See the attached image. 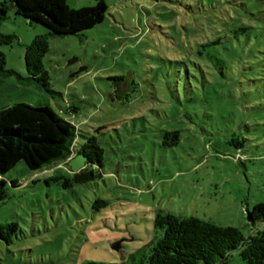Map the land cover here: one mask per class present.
Here are the masks:
<instances>
[{
	"label": "rangeland",
	"instance_id": "obj_1",
	"mask_svg": "<svg viewBox=\"0 0 264 264\" xmlns=\"http://www.w3.org/2000/svg\"><path fill=\"white\" fill-rule=\"evenodd\" d=\"M8 1L0 0V7ZM216 1L105 0L101 24L79 35L50 36L43 63L53 94L28 81L25 61L27 46L49 31L10 8L0 24V33L15 37L12 46H0V105L50 106L80 130L78 146L96 136L104 161L94 180L71 188L51 179L74 178L63 166L32 172L21 162L5 175L8 196L0 200V224L17 223L19 230L8 244L0 238L2 264L131 262V255L161 234L154 227L158 211L236 227L247 239L264 232V222L248 217L264 203V100L244 96L238 83L232 97L218 87L225 99L216 110L194 107L196 96L193 106L186 103L191 100L183 66L168 63L220 29L196 14L199 2ZM66 3L78 10L96 0ZM224 9L220 5V13ZM191 70V83L204 76L214 80L209 69ZM113 77L125 78L129 103L116 96ZM193 87L210 101L202 85ZM167 131L177 132V139ZM31 175L37 181L29 187L11 185L14 177L24 183ZM99 200L107 207L97 210ZM117 242L121 248L114 250ZM228 264H246L240 250Z\"/></svg>",
	"mask_w": 264,
	"mask_h": 264
},
{
	"label": "trees",
	"instance_id": "obj_2",
	"mask_svg": "<svg viewBox=\"0 0 264 264\" xmlns=\"http://www.w3.org/2000/svg\"><path fill=\"white\" fill-rule=\"evenodd\" d=\"M198 5L196 14L219 25L220 29L214 32L212 38L196 43L192 53L168 61L170 66H183L182 70H185V94L191 100L186 103L193 106V97L196 96L197 103L194 107L204 106L207 111L216 110L225 99L224 93L218 92V87H223L227 96L232 97L237 93L234 90L238 83L242 84L241 93L244 96L264 100V0H220L216 1V6L213 3L205 5L203 2ZM220 5L225 8L223 13L219 11ZM11 7L30 24L38 23L49 31L36 36L27 46L25 54L28 81L49 94L54 91L43 60L50 48V36L79 35L101 24L108 12L105 0H96L94 6L78 10L71 9L66 0H9L1 4L0 24L7 19ZM211 11L217 12L213 14ZM14 38L0 33V46H12ZM0 60L4 65L5 57L2 53ZM190 66L203 74L209 69L214 80L209 81L204 76L199 84L191 83L189 77L193 70ZM9 73L16 74L14 71ZM111 79L118 83L116 96L118 93L119 99L129 103L132 92L128 91L129 88L122 90L125 78ZM222 80L224 86L221 84ZM193 85H202L201 91L203 94L207 93L210 101L195 93ZM205 86H208L207 91ZM174 88L172 86L169 89L175 97ZM71 109L76 110L74 107ZM171 134L177 139V132H166L167 136ZM80 136L76 125L60 117L48 105L32 106L20 102L0 109V200L8 196L7 182L3 176L21 162L32 172L63 166L73 174L69 167L70 159L76 155H84L88 159L86 171L92 172L96 177L95 169L103 167L104 149L96 136L89 137L84 144L78 146ZM51 179L63 181L66 188H71L75 183L74 178L64 176ZM36 181L33 180L32 183ZM11 184L16 187L18 181L13 180ZM107 205V202L99 200L96 209ZM248 217L251 223L264 222V203L257 204L248 213ZM154 227L161 234L157 233L151 242L137 252L138 255H131V262L121 264H228L236 250H240V256L246 264H264V232L259 231L247 239L239 228L224 227L198 217H180L163 211L157 212ZM18 230L17 223L0 224V238L8 244Z\"/></svg>",
	"mask_w": 264,
	"mask_h": 264
},
{
	"label": "water",
	"instance_id": "obj_3",
	"mask_svg": "<svg viewBox=\"0 0 264 264\" xmlns=\"http://www.w3.org/2000/svg\"><path fill=\"white\" fill-rule=\"evenodd\" d=\"M87 162L88 159L84 155H76L70 160L69 167L71 168V171L74 174L75 183L89 182L95 179L92 172L86 171ZM112 248L114 250H119L121 248V242L113 244Z\"/></svg>",
	"mask_w": 264,
	"mask_h": 264
},
{
	"label": "crops",
	"instance_id": "obj_4",
	"mask_svg": "<svg viewBox=\"0 0 264 264\" xmlns=\"http://www.w3.org/2000/svg\"><path fill=\"white\" fill-rule=\"evenodd\" d=\"M2 106H3V107H2ZM2 108H6V105H5V106H4V105H0V109H2ZM34 178H35V175H31L30 178L27 179V181H24V183H22V182H20V181L17 179V177H14L10 182H12L13 180H16V181H18V184H17L16 187H28L29 184H30V182L33 181ZM3 179H4L5 181H7L6 178H5V176H3ZM11 185H12V184H11ZM14 187H15V186H14Z\"/></svg>",
	"mask_w": 264,
	"mask_h": 264
},
{
	"label": "built area",
	"instance_id": "obj_5",
	"mask_svg": "<svg viewBox=\"0 0 264 264\" xmlns=\"http://www.w3.org/2000/svg\"><path fill=\"white\" fill-rule=\"evenodd\" d=\"M71 160V159H70ZM0 180H2V176H0Z\"/></svg>",
	"mask_w": 264,
	"mask_h": 264
}]
</instances>
